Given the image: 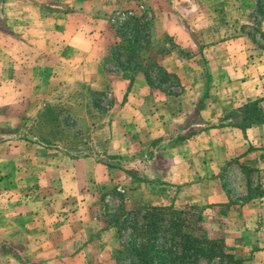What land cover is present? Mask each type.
Listing matches in <instances>:
<instances>
[{
  "label": "rangeland",
  "instance_id": "rangeland-1",
  "mask_svg": "<svg viewBox=\"0 0 264 264\" xmlns=\"http://www.w3.org/2000/svg\"><path fill=\"white\" fill-rule=\"evenodd\" d=\"M42 1L0 0V166L11 161L17 168V182L11 187L4 178L8 174L0 169V200L9 193L12 197L18 196L15 200L18 206V209L14 210L16 214L8 216L18 225H14L15 227L6 234L0 231V250L20 258L23 264H129L127 256L120 259L119 255L120 252L124 253L123 245L130 242L131 228L139 217L135 210L148 206H171L175 209H189L195 213L197 218L201 219L200 224L204 231L207 230L209 235L221 237L225 253L232 256L228 260L220 257L195 258V261L186 264H263V222L259 221L263 213L259 212L257 217H254L255 212L252 209L240 212V207L256 202L262 197L264 167L255 169L244 164L239 165L238 160L227 162L220 172L223 189L228 195V200L224 203H187L184 202L183 194L178 193V189H174V200L170 204L137 203L138 200L150 201L153 195H158V191L151 190L150 184L147 183L153 176L146 170V163L150 156L154 157L164 146L171 144L166 138L151 140L140 155L131 156L129 152H123V155L109 153L106 137L110 127L108 110L114 102L113 97L104 91H93L90 95L94 112L86 113L83 108L75 106L74 114H70L59 104L61 100L58 95L64 89L70 88L64 79L56 80L55 87H50L51 89L45 92L48 96L47 104L41 114L34 117L26 114L25 107L30 104V99H33L29 93L32 78L36 77V74H46L47 78V70L41 68L42 58L49 50L58 49L59 52L63 46L58 39L60 35L55 32L49 34L45 41L37 38L34 31H28L35 24L31 21L38 20L37 7L46 8L44 10L56 9L46 4V1L43 4ZM220 3L228 4L224 0H220ZM233 5L242 8L243 17L241 22L236 19L235 28L227 38H244L249 45L247 52L253 60H257L263 56L264 48L261 23L264 20V0H236ZM94 7L101 8L116 32L115 43L102 60L101 67L110 72L120 71V63H128L127 52L114 49L118 45L127 47L133 41L139 47H131L138 51L141 68L146 70L145 77L149 86L146 108L164 104L177 112L179 108L187 106L188 104L183 105V101L179 99V94L184 89L178 76L168 72V76L163 75L151 63L155 62L152 60L154 56L178 47L180 44L177 39L180 43H194L200 40V32L195 28H201L198 20L203 19L200 15L201 4L197 5L191 0H98L93 2L90 10ZM24 13L28 15L25 19L29 22L25 21ZM93 16H96L94 12ZM130 17L141 20V32L138 29L139 23L134 25L132 20L130 22ZM73 19L77 25L83 17L77 13L71 18V22ZM180 22H183L184 35L177 33L179 26H182ZM157 24L159 27H156ZM154 26L157 28L156 34H160V37L164 27L172 29V39L167 37L164 41L154 43ZM133 33H140V37L137 34L133 37ZM65 34L67 33H62ZM55 40L59 42L54 43ZM198 50V47L191 44L180 48V53L188 56ZM222 50L227 51L228 48ZM226 62V59H217L213 67H223ZM250 62L237 61L245 66ZM135 63L136 60L130 62L131 65ZM201 67L207 74L211 65L205 62ZM200 69L198 66V70ZM62 72H59L58 77H61ZM46 84L49 85V82ZM202 87L203 90L194 105H197V109L209 106L210 110L205 111L204 116L212 118L213 122L223 117L220 115L228 118L239 114L244 117L242 125L245 127L264 123V107L262 112L259 100L244 102L235 96V99L230 98L229 102H217L214 99L215 94L209 92V85ZM23 92L25 94H21ZM86 98L88 97H81V100L85 102ZM185 116L190 119L195 117L192 113H186ZM59 128L64 131L57 132L59 136L56 138L60 137L61 144L67 147V151L71 152L72 156L94 154L95 159L107 165V179L97 182L89 177L77 194L55 205L59 200L53 188L49 189L55 186L30 184L26 189L24 183L20 185L25 174L21 165H26L27 160L24 162L16 156L27 148L23 140L38 142L37 139L40 138L50 141L54 139V131H59ZM190 129H193L192 126H189L186 132ZM175 131L176 129L171 134ZM179 137L181 136L178 135L175 139ZM28 146L30 147L29 144ZM30 151H34V147L30 148ZM8 154H12L10 160ZM4 168H7V165ZM36 195L40 198L35 199ZM19 200L21 204L32 200L33 206H29L32 210L21 207ZM32 219L42 222V231L39 228H31L29 224ZM6 220L0 216V222ZM164 241L166 247L172 245V242L166 239ZM160 246L158 247L162 248Z\"/></svg>",
  "mask_w": 264,
  "mask_h": 264
},
{
  "label": "crops",
  "instance_id": "crops-1",
  "mask_svg": "<svg viewBox=\"0 0 264 264\" xmlns=\"http://www.w3.org/2000/svg\"><path fill=\"white\" fill-rule=\"evenodd\" d=\"M44 1L56 9L44 10L46 8L37 7L38 20L31 21L35 24L28 31H34L37 38L45 41L49 34L55 32L56 35H60L58 39L63 46L59 52L58 49L49 50L42 58L40 65L42 70H47V78L46 74L43 76L36 74V77L32 78L29 93L32 94L33 99H30V104L25 107L26 114L33 117L41 114L47 104L48 96L45 92L50 90V87H55L56 80L64 79L70 88L64 89L58 95L61 100L59 104L70 114H74L75 106L83 108L86 113L94 112L90 95L93 91H104L113 97L114 102L108 110L110 127L107 129L106 137L109 153L123 155V152H129L131 156L140 155L151 140L166 138L171 144L164 146V149L159 150L154 157L150 156L146 163L148 166L146 170L153 176L147 183L150 184L151 190L158 191V195H153L150 201L138 200L137 203L170 204L174 200V189H178V193L183 194L184 202L187 203L198 205L224 203L228 200V195L223 189L220 172L227 162L238 160L239 165L263 169V122L245 127L244 124L242 125L244 117L239 114L228 118L220 115L223 117L213 122L212 118L204 116V112L210 110L209 106L205 105L197 109V105H194L203 90L202 86L209 85V92L215 94V101L229 102V99H235V96L244 102L259 100L263 112L264 48L263 56L253 60L246 50L249 45L244 38L240 36L227 38L235 28L236 19L241 22L243 17L242 8L233 5L236 0H224L228 2L227 5L219 4L220 0H204L205 3L203 0H191L202 6L200 15L203 19H198L201 28H195L200 32V40L194 43H180L177 39L180 44L178 47L153 57L152 60L161 65L166 72L178 76L180 85L184 89L179 94V99L183 101V105H188L179 108L177 112L164 104L146 108L149 86L143 71L110 72L101 67L102 60L108 54L111 45L115 43L116 32L100 7L90 10L93 2L98 0H43L42 2ZM92 11L96 14L95 17ZM77 13H80L83 19L75 25L74 19L71 22V18ZM25 17H28L26 13L24 19ZM25 21L29 22L28 19ZM180 23L183 26V22ZM261 23L264 31V20ZM182 26L177 29L178 35L185 34ZM156 27L159 25L157 24ZM156 27H153L154 43L159 40L164 41L167 37L172 39L174 34L172 29L164 27L160 37V34H156ZM62 33L67 34L62 35ZM59 40H55L54 43ZM191 44L199 50L188 56L182 55L180 48ZM224 48L228 50H222ZM217 59H226V65L213 67ZM242 60L245 63L246 60L251 62L246 66L237 63ZM205 62L211 65L207 74L201 67ZM61 71L63 74L58 77ZM47 82L49 85L46 84ZM81 97L88 98L84 102ZM227 97L228 101H226ZM186 113H192L195 117L186 118ZM189 126L193 129L186 132ZM174 129L176 131L171 134ZM61 131L64 130L62 128H59V131L55 130L52 137L54 139L50 141L40 138L37 139L38 142L23 140L28 149L25 147L27 151L24 149L19 156H16L24 162L27 160L26 165H21L25 174L20 185L24 183L26 189L30 184L55 186L49 187V189L53 188L59 200L55 205L77 194L89 177L97 182L107 179V169H105L107 165L95 159L94 154L72 156L71 152L67 151V147L61 144L60 137L56 138L58 135L56 133ZM178 135L181 137L175 139ZM33 147L34 151H30ZM11 156L12 154H8L9 160ZM7 163H9L5 164L7 168H4L3 163L0 169L8 174L4 178L11 187L17 182L15 179L17 168L13 162ZM36 196L35 199L40 198L39 195ZM17 197L16 195L12 197L9 193L0 200V216L7 219L0 222V231L4 234L15 227L14 225H18L12 217H8L16 214L14 210L18 209L15 202ZM31 201L22 205L19 200V205L31 209L29 208L33 206ZM240 209V212L252 209L255 212L254 217L259 212L263 213L259 221L263 222L264 264V193L258 201L247 203ZM41 224L38 219L34 221L32 219L29 225L42 231L44 226ZM4 252L6 251L0 250V264H23L20 258L17 259L13 257L14 255Z\"/></svg>",
  "mask_w": 264,
  "mask_h": 264
},
{
  "label": "trees",
  "instance_id": "trees-1",
  "mask_svg": "<svg viewBox=\"0 0 264 264\" xmlns=\"http://www.w3.org/2000/svg\"><path fill=\"white\" fill-rule=\"evenodd\" d=\"M130 22L139 23V32L142 31L141 20L130 17ZM136 34L140 37V33H133L132 36ZM134 45L139 47L133 41L129 43V47L125 45L115 47L116 51L123 49L127 52L126 61L128 63H120V69L133 72L141 70L145 74L146 70L141 68L138 51L131 47ZM134 60L136 63L131 65L130 62ZM151 64L158 72L168 76L160 65L155 62ZM135 213L139 217L131 228L130 242L123 245L124 253L120 252L119 255L120 259H125L127 256L129 264H186L195 261V258L220 257L227 260L232 258L231 255L225 253L222 238L209 235L207 230L206 233L200 224L201 219L189 209L148 206L136 209ZM165 239L172 242L170 247L164 245ZM160 244L162 248L158 247Z\"/></svg>",
  "mask_w": 264,
  "mask_h": 264
}]
</instances>
